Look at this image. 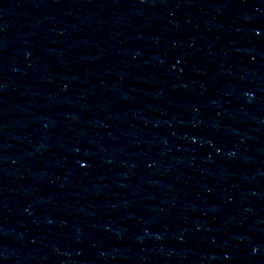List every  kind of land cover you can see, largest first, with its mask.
Masks as SVG:
<instances>
[{"label":"water","instance_id":"obj_1","mask_svg":"<svg viewBox=\"0 0 264 264\" xmlns=\"http://www.w3.org/2000/svg\"><path fill=\"white\" fill-rule=\"evenodd\" d=\"M264 171V0H0V264H216Z\"/></svg>","mask_w":264,"mask_h":264}]
</instances>
